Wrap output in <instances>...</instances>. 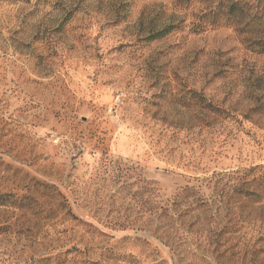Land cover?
I'll use <instances>...</instances> for the list:
<instances>
[{"label": "rangeland", "instance_id": "obj_1", "mask_svg": "<svg viewBox=\"0 0 264 264\" xmlns=\"http://www.w3.org/2000/svg\"><path fill=\"white\" fill-rule=\"evenodd\" d=\"M208 6L0 0V264H264V35Z\"/></svg>", "mask_w": 264, "mask_h": 264}, {"label": "trees", "instance_id": "obj_2", "mask_svg": "<svg viewBox=\"0 0 264 264\" xmlns=\"http://www.w3.org/2000/svg\"><path fill=\"white\" fill-rule=\"evenodd\" d=\"M18 3H28L30 0H14ZM184 4L188 0H180ZM210 0H197V3L209 4L208 8L200 18L199 24L192 26L194 31H205L206 28H218L221 26H230L235 29L236 32L241 34H258L264 35V12L261 15L254 12L253 7L243 0H215L214 5L209 3ZM177 26H166L158 31H151L148 35V41L160 40V38L165 37ZM252 45H254L258 53H264V39L257 40ZM252 170L246 172L250 175ZM255 186H258L259 190H253ZM237 193L243 198H248L250 203L257 204L261 203L264 196V186L260 184H255V180L249 181L248 179L242 178L239 181Z\"/></svg>", "mask_w": 264, "mask_h": 264}]
</instances>
